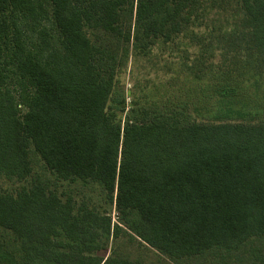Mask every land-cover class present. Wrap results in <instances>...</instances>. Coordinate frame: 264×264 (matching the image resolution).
Here are the masks:
<instances>
[{"label":"trees","instance_id":"16d2710c","mask_svg":"<svg viewBox=\"0 0 264 264\" xmlns=\"http://www.w3.org/2000/svg\"><path fill=\"white\" fill-rule=\"evenodd\" d=\"M194 1L0 0V176L21 183L0 188V264H139L99 254L122 232L173 261L219 252L226 263L249 249L264 264V124L113 97L115 42L142 54L170 41ZM224 2L241 23L225 35L264 42V0ZM233 72L217 77L231 89L219 91V118L259 110L230 99Z\"/></svg>","mask_w":264,"mask_h":264},{"label":"rangeland","instance_id":"374dc122","mask_svg":"<svg viewBox=\"0 0 264 264\" xmlns=\"http://www.w3.org/2000/svg\"><path fill=\"white\" fill-rule=\"evenodd\" d=\"M194 2H190L191 6L186 11L182 31L173 35L170 41L157 38L142 54L134 48L133 41L115 42L121 63L116 73L113 97L122 96L127 108L138 105L179 108L191 121L216 122L223 119L233 123L264 124V42L239 35L230 38L225 35L226 31H234L235 26L241 23L238 16L231 14L232 9H228L224 0ZM212 2L216 3V7H212ZM219 22L225 31H212L216 27L210 24L217 25ZM240 31L239 28L234 34ZM225 69L234 71L232 77L239 83L234 86L237 93L233 89L236 94L232 93L234 96L230 99L237 98L240 103L246 102L249 106L258 104L263 109L259 106L257 112L249 115L218 117L217 107L221 100H226L219 91L221 88L228 89V86L217 77ZM247 76L251 77L250 81ZM244 85L249 87L243 89ZM30 156L33 169L53 181V176L43 170L37 156L33 153ZM20 184L0 176L2 190L12 191ZM62 184L65 188L68 186L67 183ZM70 187L78 194L91 197L92 202H99V190L94 185L82 186L75 182ZM107 211L111 222L117 223L115 208H107ZM5 236L6 240L11 237L8 234ZM255 245L263 248L261 244ZM248 251H240L238 258L226 260V263L219 260V252L209 253L195 261H173L122 232L118 237H110L106 248L99 254L123 256L139 264H263L258 259L251 261L246 258Z\"/></svg>","mask_w":264,"mask_h":264}]
</instances>
